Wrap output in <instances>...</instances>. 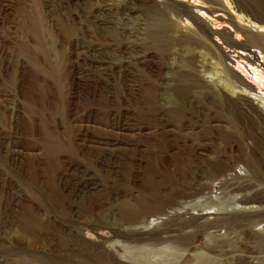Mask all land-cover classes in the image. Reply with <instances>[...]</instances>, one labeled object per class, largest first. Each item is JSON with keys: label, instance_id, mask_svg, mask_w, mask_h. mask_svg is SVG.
<instances>
[{"label": "rangeland", "instance_id": "1", "mask_svg": "<svg viewBox=\"0 0 264 264\" xmlns=\"http://www.w3.org/2000/svg\"><path fill=\"white\" fill-rule=\"evenodd\" d=\"M244 16L264 0H0V264H264V122L214 96L264 115Z\"/></svg>", "mask_w": 264, "mask_h": 264}, {"label": "bare ground", "instance_id": "2", "mask_svg": "<svg viewBox=\"0 0 264 264\" xmlns=\"http://www.w3.org/2000/svg\"><path fill=\"white\" fill-rule=\"evenodd\" d=\"M98 14V13H97ZM96 14V15H97ZM100 15V14H99ZM104 16V15H103ZM189 16V15H188ZM96 18V17H95ZM244 19L245 20H248V22L254 27V28H256L257 30H258V32H264V19H262V21L260 22V23H262L261 25H256L253 21H251V19H253L252 17H251V19L250 18H248V17H246V16H244ZM105 20V19H104ZM107 23V22H106ZM110 23V22H109ZM106 25V24H105ZM104 25V26H105ZM101 26H103V24L101 25ZM103 26V27H104ZM107 26V25H106ZM207 26H204V27H200V26H198L197 28H196V35H198L199 36V38L200 39H202V40H204L203 38L205 37V38H209V31L207 30V28H206ZM234 31H239V29H237V28H235L234 29ZM156 33H158V35L160 36L161 35V33H162V29H160V31L159 32H156ZM164 35V34H163ZM189 36H191V37H193L191 34L189 35L188 34V36L187 35H184V37L186 38H188ZM176 37V36H175ZM203 37V38H202ZM262 37H264V36H262ZM185 40V39H184ZM173 41H177L176 39L175 40H173ZM251 41V39L250 38H247L246 39V44L248 43V42H250ZM198 42L196 41V44H197ZM166 44H168V43H166ZM165 44V45H166ZM244 48V47H243ZM253 49H246L245 51H247V54H245V55H243V56H241L240 57V59L241 60H243V62L245 63V64H247L248 66H251V67H253V69H251V73H252V75L253 76H255V77H258L259 79H262V82H264V75H262L261 74V71L262 72H264V60H261V61H259V54H257L255 51H260V53L261 54H264V44H262V42H260V41H258V43H256V45H254L253 47H252ZM127 58V57H126ZM128 60H129V58H128ZM129 61H131V60H129ZM140 61V60H139ZM137 62H138V60H137ZM136 62V63H137ZM129 63V62H128ZM128 65V64H127ZM139 65V64H138ZM142 65V64H141ZM125 70L127 71V70H129V69H127V68H125ZM123 74V73H122ZM129 74V73H128ZM131 78V77H130ZM128 80V79H127ZM132 80V79H131ZM133 81H131V83H132ZM189 83H191L192 85L196 82V83H198L197 82V79L196 78H192L191 80H189L188 81ZM130 83V82H129ZM195 85V84H194ZM202 85V84H201ZM193 87H196V86H193ZM215 99L217 100V102H219V103H224V104H226V106L229 108V110H231V109H237V111L240 113V114H242V115H244V113H243V107L244 106H246V107H248V108H246L245 109V111L247 112V113H254V112H256V116L259 118V120H260V122H264V115H262L260 112H258L257 111V108L256 107H254V106H252L251 104H249V103H247V101H248V99L245 97V96H243V95H237L236 96V100H234V101H231V100H229L227 97H225L223 94H221L220 92H216L215 93ZM259 99V98H258ZM235 101H237V102H239V104L240 105H238V103H236ZM250 122H253L254 124H256L255 123V121L253 120V118L252 117H248L247 118ZM122 126V125H121ZM246 136H247V138H249V136L246 134ZM259 157L260 158H262L261 160H264V149H261L260 150V154H259ZM258 158V157H257ZM260 158H258V159H260ZM258 162V161H257ZM254 168L256 169V170H258V172H264V162H260V160H259V163H257L255 166H254ZM184 216V215H183Z\"/></svg>", "mask_w": 264, "mask_h": 264}]
</instances>
